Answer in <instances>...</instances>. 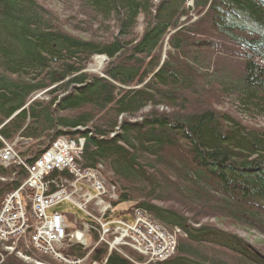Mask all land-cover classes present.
Masks as SVG:
<instances>
[{
  "label": "trees",
  "instance_id": "obj_1",
  "mask_svg": "<svg viewBox=\"0 0 264 264\" xmlns=\"http://www.w3.org/2000/svg\"><path fill=\"white\" fill-rule=\"evenodd\" d=\"M81 1L94 20H115L111 40L68 33L38 0H0V148L26 141L18 151L28 163L59 135L85 136L82 166L105 164L125 184L119 202L140 198L133 208L185 233L173 256L146 264H264L263 249L236 233L193 225L211 213L264 234V129L212 105L225 97L264 116V0ZM140 14V37L126 38ZM96 54L109 58L102 74L85 70ZM25 173L20 163L0 165L11 177L0 180V198ZM168 200L177 205L159 203ZM70 245L65 255L86 251ZM0 264L27 263L7 255ZM104 264L135 263L112 252Z\"/></svg>",
  "mask_w": 264,
  "mask_h": 264
},
{
  "label": "built area",
  "instance_id": "obj_2",
  "mask_svg": "<svg viewBox=\"0 0 264 264\" xmlns=\"http://www.w3.org/2000/svg\"><path fill=\"white\" fill-rule=\"evenodd\" d=\"M83 143V138L75 140L68 136H61L37 157L30 166L29 175L24 182L17 190L9 193L3 201L4 205L0 209V238L4 240L13 239L15 243L18 238L29 237L34 250L52 253L53 259L64 264L80 263L85 259L84 256H66L61 250L55 251L53 249L55 242L62 249L64 243L73 241V238L76 243L86 244L85 237L81 238L82 233L76 230L71 231L65 225L63 213L52 212L49 214L47 212L50 207L59 202H69L85 213L87 217L85 219L80 218V223L86 221L85 224L81 223L85 225L83 226L84 230L90 235H95L98 238L96 239L98 243H104L109 248L119 250L117 246L122 245V242L115 245L119 236L125 235L132 239L131 236L136 234L141 236V244L145 246L146 250L143 252L141 247L137 251L140 250L142 255L150 257V260H155L156 257L152 255L154 251L162 252L163 250L164 252L165 247L171 246V243H165L162 240L165 234L169 233L139 208L132 210L134 214L132 223L128 222L125 217L121 218L115 215L116 207L114 208L112 203L106 199L107 189L98 179L95 170L93 168H81L78 163L81 159ZM14 158L15 153L12 147L6 144L0 152V159L9 161L15 160ZM54 169L71 172V176L81 180V184L77 185L76 182L70 181V185L65 186L67 181H62L60 186L55 187L54 190L50 189L54 179L49 178V175L46 174ZM47 178H49L48 182L46 181ZM90 188L94 189L95 193H92ZM26 207L36 213L35 223L31 222L30 215L25 217ZM74 219L77 223L79 218L74 217ZM129 232L132 234L131 236H128ZM108 237L113 238V240L110 241ZM11 246L10 250L12 251L15 247ZM131 246L135 248L134 245ZM173 249L174 246H172ZM16 252L24 258H31L20 251ZM171 252L166 255L169 256ZM36 261L37 264H47ZM100 263L102 262L97 259L91 262V264Z\"/></svg>",
  "mask_w": 264,
  "mask_h": 264
},
{
  "label": "rangeland",
  "instance_id": "obj_3",
  "mask_svg": "<svg viewBox=\"0 0 264 264\" xmlns=\"http://www.w3.org/2000/svg\"><path fill=\"white\" fill-rule=\"evenodd\" d=\"M38 1L41 2L46 8H48L52 12V14L55 18V21L57 23V26L61 27L63 30H65L68 33H71L75 36L88 38V39L93 38V39L98 40V41H109L116 34L117 28H116V23H115L114 19H106L103 21L100 19L94 20L89 9H87V7L83 4V2L81 0H38ZM187 5L192 6L193 2L191 0H187L185 6H187ZM80 8H81V10H80ZM195 13H196L195 10H190V12H189V14L192 16ZM181 18L183 19L184 17H181ZM144 27H145V17L143 14H140L136 19V23L134 24V27L132 28V33H131L130 37L127 36L126 38H130V39L139 38ZM166 48H167V45L164 43V45L162 47L163 57L165 56ZM163 57H162V59H163ZM98 58H100V60ZM108 60H109V58H107L104 54L93 55L91 57V59L88 61V63L86 64L85 70L90 72V73L102 74L103 69L105 68L106 64L109 62ZM44 92H42V91L38 92L35 96H37V97L45 96ZM32 98H36V97H32ZM208 101H212V100H208ZM212 105L215 106L216 108L222 110V111H229L230 113H232L235 117L239 118L242 122H244L249 127L264 129V116L263 115L249 116V115L242 113L240 110L237 109L238 107L235 103H233L232 99H225V97H223V100L220 103H215V104L213 103ZM193 106H196V103H191L189 105V108H192ZM152 108L153 107L150 105L147 107H144L139 112V114L132 116L130 118L132 120H136V119L140 118L144 112H147V111L151 110ZM155 108L161 112H172L173 111L172 107H167V106H163V105L156 106ZM86 109L87 108L82 109L81 111H84ZM60 113L65 114L66 112L61 111ZM88 125L90 126L91 124L89 123ZM65 135L68 137H71L75 140L83 138L84 139L83 149H84L85 142H86L85 136L79 135V134L78 135L77 134H71V133H65ZM60 136L61 135L57 136L56 138H54L51 141L56 140ZM7 143L12 147L13 150L15 149L14 153H18V150L26 149L28 147L27 142L21 140L20 138H14L13 140H11ZM3 148L4 147H1L0 151ZM83 149H82V151H83ZM34 153H36V152H34L32 150V151H29L28 155H32ZM33 156L34 155H32L31 160L28 161L27 166L23 165V167L26 169L25 177L27 175H29V168L33 164V162L37 159V157L39 155L38 156L36 155L34 157ZM22 157H24V155ZM81 158H82V155H81ZM19 161H21V160H19ZM8 163H11V162L8 161ZM0 165L5 166V168L8 167V165L2 164L1 161H0ZM10 166H12V165H10ZM17 169L19 170L18 167H17ZM93 169L95 170V173H96L98 179L103 183V186H105V188L107 189L106 199L108 201H110V203H112L114 208L117 206V211L115 213L116 216L121 217V218L125 217L128 222L132 223L134 220V216H133L134 214H133V211H131L130 209L136 203V201H138L140 198H134L135 200L132 199V200L126 201L124 203L119 202L118 201L119 193L121 191H124L123 188L125 187V184H123L121 181L117 180V178L113 175V173L110 171V169L103 163L102 164L99 163ZM52 171L53 170L49 171L46 174V175H49V178H51L50 175H51ZM57 171L58 172L64 171L65 173L64 174H61V173L57 174L56 178L52 182V185H50V189L54 190L55 187L57 188V186L61 185L62 181H67V184L65 186H69L71 183L70 181L76 182L77 185L81 184V180L75 179V176L72 175V178H71V172H69L67 170H60V169H57ZM13 173L14 172L11 173V176L13 175ZM63 175H68L70 178H67ZM13 176L16 179H19L18 175H13ZM49 178H47V180H46L47 182L49 181ZM64 178H66L67 180ZM6 179L11 180L10 175H6V177L0 176V180H6ZM51 179H53V178H51ZM10 180H7V181H10ZM91 185H92V183H91ZM19 186H20V184L15 189L7 192L4 196H2L3 198L2 197L0 198V209L2 208V205H4L3 201H4L5 197L9 193L17 190L19 188ZM90 190L92 193H95L94 189L90 188ZM166 195H171V194H166ZM113 202H114V204H113ZM165 202H168V203H165ZM165 202H163V203L159 202V203L163 204V205H166V204L177 205V203L170 202V200L165 201ZM47 212L49 214H51L52 212H63L65 214L64 215V219H65L64 222H65V225L68 226V229H70V230L75 229L76 231H80V233L83 234V236L81 238L85 237L87 247H85L84 244H82L86 250L85 253L82 255L85 257V259H83L80 263H77V264H90L89 262H93L94 261V258H93L94 253H96L98 251V248H99L98 246H100V243H98L96 241V239H98V238L95 237V235H93V234L90 235L86 230H84L83 226H85V225L77 224L75 219L71 218V214H68V213H72L76 217L86 218L87 216L85 215V213L83 211L79 210L76 206H73L69 202H59V203L53 205L52 207H50L47 210ZM28 215L31 216V219H30L31 222L35 223L34 217H36V213L33 210L29 209V207H26L25 208V217H27ZM189 215L192 216L193 214L190 212ZM194 217H197L199 219V221H198L199 223H193L194 226L199 225L200 223H208V224H214V225L216 224V225L224 228L225 230L236 233L238 236H240L244 240H247L249 243L253 244L257 249H263L262 253H264V234L261 233L260 231H258L257 229H254L251 227H245L243 225H239V224H235V223H231L230 221H227L224 219H219L216 216H213L211 213L203 214V216H194ZM151 220L154 221L153 219H151ZM154 222H156V221H154ZM81 223L85 224L86 221H83ZM163 228L170 235L165 234V236L163 237L162 240L165 243H171V246L168 248L167 247L164 248V245H162L164 250H165L164 252H163V250H162V252L156 250V251H154V254L151 253L153 256L156 257L155 260H150L151 258L150 257L148 258V256H145V255L141 256L136 252L130 251L131 248H134L131 245L135 246V248H136V249L134 248L135 250H138V248L141 249V247H142L143 252H145L146 250H145V246L143 244H141V236L136 235V234L131 236L132 234L129 232L128 236L130 235L133 240L130 237H127L125 235L119 236L118 241L115 244V245H117L120 242H122L121 243L122 245L117 246L119 250H114V248H109L108 245L105 244L106 253L103 256H101V258H99L102 262L100 264L105 263L108 255L112 252H117V253L121 254L123 257L127 258L128 260H130L131 262H133L135 264H146V263H149L148 262L149 260H150V262H157V261H164V260L169 259L171 256L174 255L177 243L179 242L180 239H182L185 236V233L180 228L179 229L169 228V227H163ZM159 236H161V234H159ZM108 239L110 241L113 240V238H111V237H108ZM72 240L73 241H66L62 247H64V249L67 250L70 243H73L74 241H76L74 238ZM9 243H14V240L13 239L4 240V239L0 238V256L6 257L7 255H12V256L17 257L18 259H20L21 261H23L27 264H37L38 263L36 260H33L31 258H28V257L24 258L23 256L19 255L20 253L16 252V251H20L23 254H29L32 258L43 260L44 263L47 262L49 264H64V263L58 262L55 259H51L49 256H45V255H42L38 252H35L34 248L32 247V245L29 241V237L18 238L15 241V248H14L15 250L14 251L10 250L12 246ZM90 244H93V245L90 246ZM172 246H174L173 250H172ZM158 248H159V246H158ZM53 249L55 251L61 250L59 248V245L57 244V242H55ZM171 250H172V252H171ZM169 252H171L170 255L169 256L166 255L167 253L169 254ZM6 253H8V254H6Z\"/></svg>",
  "mask_w": 264,
  "mask_h": 264
},
{
  "label": "bare ground",
  "instance_id": "obj_4",
  "mask_svg": "<svg viewBox=\"0 0 264 264\" xmlns=\"http://www.w3.org/2000/svg\"><path fill=\"white\" fill-rule=\"evenodd\" d=\"M99 60H100V58H98ZM98 68V67H97ZM98 70V69H97ZM80 232V231H79ZM84 246L85 247H87L86 246V244H84ZM90 246H92L91 244H90ZM132 249V250H131ZM130 249V251H133V252H136V253H138L139 255H141V256H143L140 252H138L137 250H135L134 248H131ZM35 252H38V253H40V254H42V255H45V256H49L51 259H53L52 258V256H53V254L52 253H45V252H42V251H39V250H34ZM121 255V254H120ZM27 256H29V255H27ZM22 258V257H21ZM23 259V258H22ZM35 259V258H34Z\"/></svg>",
  "mask_w": 264,
  "mask_h": 264
},
{
  "label": "crops",
  "instance_id": "obj_5",
  "mask_svg": "<svg viewBox=\"0 0 264 264\" xmlns=\"http://www.w3.org/2000/svg\"><path fill=\"white\" fill-rule=\"evenodd\" d=\"M68 214H71V213H68ZM72 215V214H71ZM80 219V218H79ZM29 255V254H28Z\"/></svg>",
  "mask_w": 264,
  "mask_h": 264
},
{
  "label": "water",
  "instance_id": "obj_6",
  "mask_svg": "<svg viewBox=\"0 0 264 264\" xmlns=\"http://www.w3.org/2000/svg\"><path fill=\"white\" fill-rule=\"evenodd\" d=\"M13 251H14V249H13ZM32 258V257H31Z\"/></svg>",
  "mask_w": 264,
  "mask_h": 264
}]
</instances>
